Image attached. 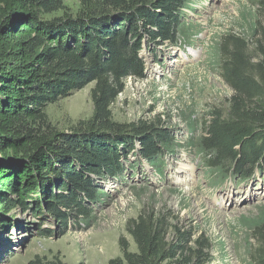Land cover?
<instances>
[{"label":"trees","instance_id":"1","mask_svg":"<svg viewBox=\"0 0 264 264\" xmlns=\"http://www.w3.org/2000/svg\"><path fill=\"white\" fill-rule=\"evenodd\" d=\"M64 1L0 0V216L29 211L61 234L93 218L108 198L104 182L123 180L130 156L162 175L164 158L182 146L159 120L118 122L111 106L127 78L145 77L144 44L190 40L182 17L191 9L190 0H79L71 11ZM251 1L264 16V0ZM219 46L221 74L233 90L227 111L211 110L185 146L201 156L215 184L229 177L246 182L264 165V26L250 37L227 34ZM91 82V116L58 130L48 104ZM0 225L9 221L0 218ZM256 225L249 259L264 264L262 219ZM126 231L135 249L120 237L121 254L107 264L212 260L209 238L168 210L144 209ZM27 264L66 263L58 255H35Z\"/></svg>","mask_w":264,"mask_h":264},{"label":"rangeland","instance_id":"2","mask_svg":"<svg viewBox=\"0 0 264 264\" xmlns=\"http://www.w3.org/2000/svg\"><path fill=\"white\" fill-rule=\"evenodd\" d=\"M64 4L74 11L79 0ZM190 4L182 17L190 40L185 37L180 45L144 44L145 77L127 78L111 106L115 121L159 120L172 129L182 146L164 158V173L159 175L145 160L130 156L124 179L104 182L108 198L96 207L93 218L77 227L71 223L63 234L49 219L42 222L29 211L14 209L1 215L9 225H0V264H27L35 255H58L66 264H107L121 254L120 237L135 249L126 223L144 209L168 210L178 222L191 225L196 235L207 236L210 264H251L256 222L262 219L264 225V165L246 182L229 177L215 184L201 156L185 145L202 132L211 110L227 111L233 90L221 74L220 42L227 34L250 37L264 26V16L251 0H190ZM93 86L91 82L48 104L49 121L68 131L88 119ZM184 164L191 173L181 172ZM43 228L52 235H40Z\"/></svg>","mask_w":264,"mask_h":264},{"label":"bare ground","instance_id":"3","mask_svg":"<svg viewBox=\"0 0 264 264\" xmlns=\"http://www.w3.org/2000/svg\"><path fill=\"white\" fill-rule=\"evenodd\" d=\"M187 165V164H186ZM186 167L187 166H185V164H184V166L183 167H180L182 170H181V172H185V173H191L190 171H189V169H186ZM188 168V167H187ZM186 169V170H185Z\"/></svg>","mask_w":264,"mask_h":264}]
</instances>
